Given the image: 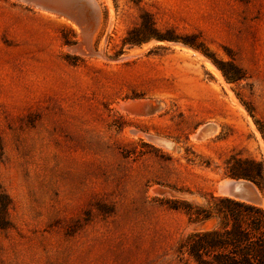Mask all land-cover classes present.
<instances>
[{
    "label": "rangeland",
    "instance_id": "374dc122",
    "mask_svg": "<svg viewBox=\"0 0 264 264\" xmlns=\"http://www.w3.org/2000/svg\"><path fill=\"white\" fill-rule=\"evenodd\" d=\"M96 1L78 24L0 0V264H187L200 226L170 200L221 195L232 155L264 164V0Z\"/></svg>",
    "mask_w": 264,
    "mask_h": 264
},
{
    "label": "trees",
    "instance_id": "16d2710c",
    "mask_svg": "<svg viewBox=\"0 0 264 264\" xmlns=\"http://www.w3.org/2000/svg\"><path fill=\"white\" fill-rule=\"evenodd\" d=\"M4 148L0 136V158ZM227 175L246 178L257 184L264 179V164L232 155L226 161ZM169 202V201H168ZM4 216L7 201L0 202ZM169 207L183 211L197 224L177 246V254L187 264H264V208L224 195L210 194L204 204L170 200ZM0 223V227H5Z\"/></svg>",
    "mask_w": 264,
    "mask_h": 264
},
{
    "label": "water",
    "instance_id": "95a60500",
    "mask_svg": "<svg viewBox=\"0 0 264 264\" xmlns=\"http://www.w3.org/2000/svg\"><path fill=\"white\" fill-rule=\"evenodd\" d=\"M37 2L45 3L54 8H60L61 11L66 13L68 16L73 18L78 24H82L83 20L79 16V13L86 12L88 14H94V6L91 0H36ZM78 11H81L78 13ZM131 108L143 111L145 113L154 112L159 108V104H153V102H132L129 105ZM215 129V125L208 124L200 129L198 133L199 138H206L212 131ZM155 144L169 148V149H179L176 146L175 142L160 136H148ZM219 193L224 196H228L234 199L241 201L261 204L262 199L264 198L263 193L259 190L256 184L245 178H227L222 181V184L219 185Z\"/></svg>",
    "mask_w": 264,
    "mask_h": 264
},
{
    "label": "bare ground",
    "instance_id": "6f19581e",
    "mask_svg": "<svg viewBox=\"0 0 264 264\" xmlns=\"http://www.w3.org/2000/svg\"><path fill=\"white\" fill-rule=\"evenodd\" d=\"M24 1H30V2H33V0H24ZM91 2H92V4H93V6L95 7V9L96 10H98L99 9V6H98V2L96 1V0H91ZM57 10H60L59 8H56ZM94 9V10H95ZM80 11H78V13H79ZM96 12V11H95ZM88 14V13H87ZM89 15V18L94 22V23H96V21H97V14H96V16L94 15V14H88ZM79 16H80V13H79ZM91 20H88V24H89V26H91L92 28H93V22L91 21ZM83 22H85V21H83ZM113 23V22H112ZM101 24V23H100ZM90 29V30H87V31H85V32H87V37L89 38V39H91L92 38V33H93V29ZM95 35H96V33H95ZM142 50L141 49H139V48H136L132 53H139V52H141ZM103 52V49H101L100 51H98L97 52V54L98 55H102L101 53ZM207 61V60H206ZM208 62V61H207ZM207 65H208V67L212 70V71H214L215 73H217L218 74V72H217V70L214 68V66L212 65V64H210L209 62L207 63ZM221 78H223V77H221ZM227 97V96H226ZM125 106V104L123 105V107ZM238 106V105H237ZM209 124H211V123H209ZM206 125H208V124H205V125H202L200 128H199V130L197 131V137H198V133H199V131H200V129H202L204 126H206ZM212 125H215V124H212ZM217 131V125H215V129L212 131V133L211 134H209L208 136H210V135H212V134H214L215 132ZM155 136V135H154ZM207 136V137H208ZM157 137V136H156ZM195 138H196V136H195ZM199 138V137H198ZM200 140H201V138H199ZM202 139H204V138H202ZM167 149H169V148H167ZM221 184H222V182H221ZM220 184V185H221ZM260 205H262L263 207H264V198L262 199V201H261V204Z\"/></svg>",
    "mask_w": 264,
    "mask_h": 264
}]
</instances>
